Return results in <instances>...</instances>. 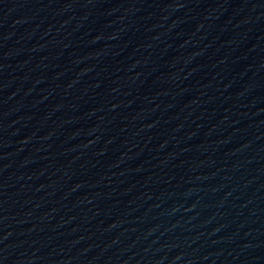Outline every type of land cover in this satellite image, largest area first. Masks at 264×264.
Wrapping results in <instances>:
<instances>
[{
    "label": "water",
    "instance_id": "95a60500",
    "mask_svg": "<svg viewBox=\"0 0 264 264\" xmlns=\"http://www.w3.org/2000/svg\"><path fill=\"white\" fill-rule=\"evenodd\" d=\"M0 264H264V0H0Z\"/></svg>",
    "mask_w": 264,
    "mask_h": 264
}]
</instances>
